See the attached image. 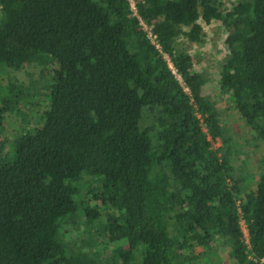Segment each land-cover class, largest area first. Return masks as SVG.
<instances>
[{
	"label": "trees",
	"instance_id": "1",
	"mask_svg": "<svg viewBox=\"0 0 264 264\" xmlns=\"http://www.w3.org/2000/svg\"><path fill=\"white\" fill-rule=\"evenodd\" d=\"M133 1L0 0V73L50 77L11 156L2 133L26 95L0 97V264H106L97 233L116 264H264V170L241 191L212 80L177 48L222 23L218 86L264 147V0Z\"/></svg>",
	"mask_w": 264,
	"mask_h": 264
},
{
	"label": "rangeland",
	"instance_id": "2",
	"mask_svg": "<svg viewBox=\"0 0 264 264\" xmlns=\"http://www.w3.org/2000/svg\"><path fill=\"white\" fill-rule=\"evenodd\" d=\"M131 2L134 5V1L131 0ZM224 2L225 10H227L236 4L237 0H224ZM200 23L204 27L202 41L190 42L184 35H181L177 39V48L191 54L196 60V65L208 73L212 80L204 88L205 96L217 104L221 121L229 129L230 150L234 157L233 165L236 167L234 177L240 180L241 191L246 192L257 185L259 175L264 170V147H255V141L246 130L242 118L236 113L232 99L222 93L218 86L220 68L229 53L225 43L228 30L221 22L214 21L211 24H205L200 21ZM49 79L45 69L38 64H31L20 71L8 72V70H4L0 73V97L10 95L11 83L22 87L19 90L26 95V99L22 100L20 105H13L14 118L11 119L8 131L2 133L8 140L5 147L6 155L11 156L13 152L12 144L16 134L23 129L29 131L40 125L42 113L39 108L47 100L46 95L49 91L45 93V87H47ZM213 147L215 149L222 147V142L214 141ZM242 226L245 231V239L249 242L248 231L243 220ZM75 234L79 233L75 232ZM80 235L83 233L81 232ZM93 240L94 249H97L101 257L105 258L106 264H116L112 256L113 244H107L106 237L101 233H97ZM214 254L209 253L201 257V264H231L227 257L223 258ZM207 257L208 260H206Z\"/></svg>",
	"mask_w": 264,
	"mask_h": 264
},
{
	"label": "built area",
	"instance_id": "3",
	"mask_svg": "<svg viewBox=\"0 0 264 264\" xmlns=\"http://www.w3.org/2000/svg\"><path fill=\"white\" fill-rule=\"evenodd\" d=\"M133 9H135L134 5H133ZM144 30L147 32V36L150 38V40L152 41V43L154 45H156L158 48H160V45L158 43V39H157V35H155L152 31V28L149 27L147 24H145L144 22H141ZM172 67V66H171Z\"/></svg>",
	"mask_w": 264,
	"mask_h": 264
}]
</instances>
